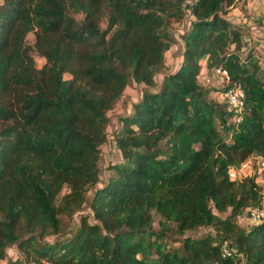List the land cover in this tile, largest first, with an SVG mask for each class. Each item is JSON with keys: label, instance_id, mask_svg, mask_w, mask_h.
<instances>
[{"label": "trees", "instance_id": "16d2710c", "mask_svg": "<svg viewBox=\"0 0 264 264\" xmlns=\"http://www.w3.org/2000/svg\"><path fill=\"white\" fill-rule=\"evenodd\" d=\"M243 1H0V264H264V222L237 221L264 195L256 177L229 176L264 159L263 69L228 17ZM185 21L182 62L166 70ZM203 62L244 90L241 113L211 99ZM133 85L140 98L109 133ZM109 143L121 159L102 181ZM86 204L65 236L62 217Z\"/></svg>", "mask_w": 264, "mask_h": 264}, {"label": "rangeland", "instance_id": "374dc122", "mask_svg": "<svg viewBox=\"0 0 264 264\" xmlns=\"http://www.w3.org/2000/svg\"><path fill=\"white\" fill-rule=\"evenodd\" d=\"M237 3L239 5L237 7H239L240 9V12H239L240 15L235 16V18L233 19L235 20L237 26L241 27V29L243 30V35L247 36V41L244 43V45H246L245 47H247L245 48V52L254 51L256 55L259 56V60H260V63L263 69V74H264V7L258 2H256L255 0L247 1L245 4H243L242 2H237ZM189 23H190L189 21H185L184 24L182 25H174L172 27L171 32L177 44H178V41H180L178 39H180L182 36L181 32L183 34H186L189 31L190 29ZM102 28L103 29L106 28L105 23L102 24ZM27 39L30 45H34L35 40H36L34 33L29 34ZM251 41H252V44L249 45V42ZM176 45H175V49L177 47ZM175 49H173V51H175ZM173 51L166 54V70H172L179 65L180 59H178L179 57L173 55ZM34 57H35L36 66L38 69H40L45 64V59L41 57L40 55H38L36 52H34ZM211 84H217V82L213 80ZM139 98H140V91L137 86L133 85L126 91L125 97L122 103L117 107L115 111L110 113L111 124L108 128L109 133H112L114 126L117 125L116 117L118 115H123L125 111V109H123L122 104L124 103V106L128 108V104L130 102L136 101ZM211 99L214 100L215 98L212 97ZM221 99L222 98L220 96L219 100L222 101ZM120 159H121L120 153L110 143L105 145L102 148L101 160L99 164L100 169H101L100 177L102 181H104L107 177L106 169L108 165L111 163H118ZM247 175L256 177V183L260 187L261 193L264 195V165H262L260 160L256 159L253 161L252 168L250 166V169L247 171ZM92 193H93V189H91L87 193L88 202L90 201L92 197ZM88 206L89 204H86L81 212L75 213L71 216L62 217L63 234L65 236H68L76 231V229L79 226L81 215L90 213ZM215 213L217 212L215 211ZM229 215H230V211H228L225 214H219V216L223 219L228 217ZM159 219L160 218L158 216H155L152 230L158 233L163 231L165 233L164 237H166L167 240L172 241L171 245L178 246L179 244L178 241H180V236L173 234L172 227H170L169 229L161 230ZM237 221L241 226H244V227L258 224V222H253L254 220L246 213V210L243 211L239 215ZM202 231L204 230L202 229ZM205 231L212 233L213 229L209 227ZM196 233L197 232H192L189 234L193 235ZM8 253L11 258H16L20 255L19 251L15 247H12Z\"/></svg>", "mask_w": 264, "mask_h": 264}, {"label": "built area", "instance_id": "2783aa9c", "mask_svg": "<svg viewBox=\"0 0 264 264\" xmlns=\"http://www.w3.org/2000/svg\"><path fill=\"white\" fill-rule=\"evenodd\" d=\"M255 1L264 7V0ZM213 80L217 82L218 88L221 90L220 96L222 98V101L227 105L229 111L234 113H241L244 107V90L241 87L232 86L230 84V79L226 71L216 69L209 74L208 72H203L202 68L199 75V82L203 85H211V82ZM256 159L260 160L262 165H264V159H262L261 157H252L251 159L243 163L239 168H230L229 176L231 180L238 181L246 177H253L248 176L247 171L250 169V166L252 168V163ZM246 213L254 220L253 222H264V205L258 207H249L246 209ZM225 254L229 256L231 255L228 250L225 251Z\"/></svg>", "mask_w": 264, "mask_h": 264}, {"label": "crops", "instance_id": "0c3cea01", "mask_svg": "<svg viewBox=\"0 0 264 264\" xmlns=\"http://www.w3.org/2000/svg\"><path fill=\"white\" fill-rule=\"evenodd\" d=\"M247 1H250V0H247ZM247 1H243L242 3L243 4H245ZM241 5V4H240ZM237 6H239L238 5V3H235L233 6H231L230 8H229V11H228V17H230L231 18V20L232 21H234V23H235V25H236V27H239V26H237V24H236V22H235V20L233 19V18H235V16H239L240 15V9H239V7H237ZM241 28V27H240ZM181 34L182 35H184L182 32H181ZM178 40H180V41H178V44L176 45L177 47H176V49H175V46H173L172 48H171V50H169L167 53H170V52H172L173 51V49H175V51H173V55L174 56H177V57H179L178 59H180V62H179V65H180V63L182 62V53H183V49H184V42H183V40H182V38H180V39H178ZM243 41H244V43L247 41V36H245V35H243ZM252 44V41L251 42H249V45H251ZM246 46V45H245ZM245 48H247V47H245ZM258 56V55H257ZM258 58H259V56H258ZM178 65V66H179ZM203 72H205V73H207L208 72V70H207V68H206V66H205V63L203 62ZM178 66L176 67V68H178ZM176 68H174V69H176ZM212 89H214V90H216V89H219L218 88V85L217 84H211V85H209ZM219 92L217 91H215V92H213L212 94H211V98L213 97V98H217L216 100H219Z\"/></svg>", "mask_w": 264, "mask_h": 264}]
</instances>
